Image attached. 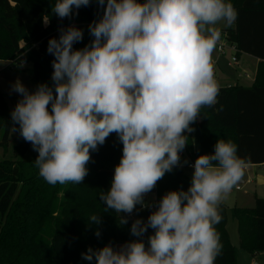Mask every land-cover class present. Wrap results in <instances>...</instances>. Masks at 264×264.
I'll return each mask as SVG.
<instances>
[{
    "label": "clouds",
    "instance_id": "obj_1",
    "mask_svg": "<svg viewBox=\"0 0 264 264\" xmlns=\"http://www.w3.org/2000/svg\"><path fill=\"white\" fill-rule=\"evenodd\" d=\"M93 2L102 14L88 25L89 44L73 48L84 38L74 25L49 39L51 85L30 92L17 79L10 86L21 97L11 130L38 153V174L53 186L82 184L91 153L111 134L122 144L110 188L99 194L104 212L127 225L137 206L152 211L131 223L136 239L81 253L89 264H215L223 249L215 229L223 219L219 206L250 161L222 139L194 163L181 153L201 108L218 103L211 62L222 34L216 25L231 27L238 12L225 0H56L51 13L71 19ZM15 64L23 68L26 61ZM185 165L193 169L187 190L146 202L158 181ZM101 223L100 215L90 216V225Z\"/></svg>",
    "mask_w": 264,
    "mask_h": 264
},
{
    "label": "trees",
    "instance_id": "obj_2",
    "mask_svg": "<svg viewBox=\"0 0 264 264\" xmlns=\"http://www.w3.org/2000/svg\"><path fill=\"white\" fill-rule=\"evenodd\" d=\"M142 2V0H141ZM238 12L236 22L224 30L239 54L259 62L251 86H219L218 103L203 107L201 118L191 125L188 145L182 152L191 163L200 155L213 154L218 139L238 146V156L249 165L264 164V0H225ZM56 0H0V61L31 64L33 83L51 85L54 57L47 53L48 41L59 38L60 27L74 25L84 31L82 42L74 49L89 44L88 25L102 14L95 2L81 7L78 15L60 20L51 13ZM44 17L48 23L45 24ZM238 54V56H240ZM10 111L0 96V133L6 147L12 132ZM18 127V126H17ZM19 137L18 132L13 133ZM31 144L19 137L15 152L24 156ZM122 155V144L111 134L98 152L91 153L89 174L82 184L71 182L49 185L38 174L34 152L29 161H0V264H89L81 253L89 247L99 249L136 239L130 235V224L120 225L119 215L104 212L99 194L110 188L114 167ZM191 177L183 167L174 169L158 181L149 194L159 200L166 192L187 190ZM146 200V197H145ZM252 208L230 209L236 222L239 248L231 245L226 229L227 208L219 206L222 221L215 225L223 245L215 264H238V250L255 256L264 253V199L254 196ZM152 210L139 209L132 214L147 220ZM92 215L102 223L89 224ZM99 230L98 238L95 232ZM149 229L147 235L152 234ZM145 236V242H146Z\"/></svg>",
    "mask_w": 264,
    "mask_h": 264
},
{
    "label": "rangeland",
    "instance_id": "obj_3",
    "mask_svg": "<svg viewBox=\"0 0 264 264\" xmlns=\"http://www.w3.org/2000/svg\"><path fill=\"white\" fill-rule=\"evenodd\" d=\"M216 27H218L220 30L226 29L223 22H220L218 25H216ZM214 51H216V49ZM15 63L16 62L0 61V96H2V98L4 99L10 113L15 108L18 100L21 99L19 94L11 92L10 90V86L15 83L17 79H19L23 83V85L29 89L30 92L35 91L36 89V85L33 83L30 74L31 64L26 63V66H24L23 68H19ZM247 64L248 69L245 70L253 78V62L252 65L249 63ZM226 72V75L224 74V78H226L225 82L231 81L230 75L234 76L237 74H241V72L238 71L237 73H235L229 68L226 70ZM246 81L249 83L248 80ZM2 137L3 133L1 132L0 142L2 141ZM18 142L19 137L11 133L8 138L6 147H3L0 143V161L23 163L30 160L32 154L35 151L31 149V151L24 156H19L14 150V147L17 146ZM181 158L182 160L187 159L185 154H182ZM255 173H262L264 175V166H261L259 168H253L251 166L245 169L244 179L242 180L244 184L240 185L241 189L236 190V187H234L227 196L228 200L225 199L227 201L228 208L233 207L234 204H236V206L240 208H252L254 206V196L264 199V185H258V179L255 178ZM154 200L155 195L153 193L146 196V202H152ZM135 219L136 217L133 215L129 217L128 223L130 224V226ZM228 232L232 243L238 249L239 239L237 235L236 222L230 216L228 221ZM122 244L124 243L117 244L116 246ZM238 264H264V253H261L258 256H252L250 254L239 251Z\"/></svg>",
    "mask_w": 264,
    "mask_h": 264
},
{
    "label": "crops",
    "instance_id": "obj_4",
    "mask_svg": "<svg viewBox=\"0 0 264 264\" xmlns=\"http://www.w3.org/2000/svg\"><path fill=\"white\" fill-rule=\"evenodd\" d=\"M226 29H223L222 31H224ZM239 55L240 56H238V65L235 66L234 68H229V69L234 71L235 73H237L239 71V72H241V74H237V75H234V76L230 75V80L231 81L230 82H225L226 78H224V74L226 75V73H227L226 70L228 69V67L226 66L227 59L225 57H220L216 51H214L212 53V60L218 63L217 77L215 79L217 84H218V86H232V85L238 84V85H241V86L249 87V86L252 85V83L254 81L255 74H256L257 64H258L259 61L257 59H255V58H253L251 56H248V55H245V54H239ZM252 62H253V72H254L253 73V78L245 70V69H248V64L247 63L252 65ZM244 73H246L248 75V77H245ZM246 80H248L249 83ZM187 160L189 161L188 158H187ZM251 166L253 168H259L261 166H264V164H261V165H249V167H251ZM183 169H184V172L189 177L192 176V172H193L192 168H188V165H185V166H183ZM255 178L261 180V183H258V185H264V175L262 173H259V174L255 173ZM241 182H242V184H244L243 181H241ZM226 200H228V199L226 198ZM226 200H224L222 202V204H224L226 206V208H227L228 221H229V216L231 217V215L229 213L230 209H232L234 207H237V206H236V204H234L233 207L228 208ZM253 202H254V199H253ZM254 204H255V202H254ZM237 208H240V207H237ZM228 221H227V226H226L227 232H228ZM228 235H229V232H228ZM229 239H230V235H229ZM230 242H231V245L237 249V247L232 243L231 239H230ZM238 248H239V241H238ZM238 253H239V250H238ZM258 255H260V254H257L256 256H258Z\"/></svg>",
    "mask_w": 264,
    "mask_h": 264
},
{
    "label": "built area",
    "instance_id": "obj_5",
    "mask_svg": "<svg viewBox=\"0 0 264 264\" xmlns=\"http://www.w3.org/2000/svg\"><path fill=\"white\" fill-rule=\"evenodd\" d=\"M221 38L219 42L216 45V52L220 57H225L227 59L226 66L228 68H234L235 66L238 65V50L236 46L227 38V34L225 31L221 30ZM213 68H214V78L216 79L217 77V71H218V63L211 60ZM245 77H248L246 73H244ZM183 153H181L182 156ZM188 168H191L188 166ZM241 186L237 185L236 190H240ZM152 210V209H150Z\"/></svg>",
    "mask_w": 264,
    "mask_h": 264
},
{
    "label": "water",
    "instance_id": "obj_6",
    "mask_svg": "<svg viewBox=\"0 0 264 264\" xmlns=\"http://www.w3.org/2000/svg\"><path fill=\"white\" fill-rule=\"evenodd\" d=\"M258 183H261V180L260 179H258ZM242 184V182H240L238 185H241Z\"/></svg>",
    "mask_w": 264,
    "mask_h": 264
}]
</instances>
